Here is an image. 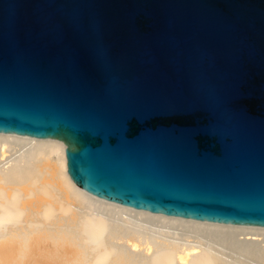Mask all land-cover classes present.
Returning a JSON list of instances; mask_svg holds the SVG:
<instances>
[{"label":"water","instance_id":"water-1","mask_svg":"<svg viewBox=\"0 0 264 264\" xmlns=\"http://www.w3.org/2000/svg\"><path fill=\"white\" fill-rule=\"evenodd\" d=\"M0 132L98 198L264 227V0H0Z\"/></svg>","mask_w":264,"mask_h":264},{"label":"bare ground","instance_id":"bare-ground-1","mask_svg":"<svg viewBox=\"0 0 264 264\" xmlns=\"http://www.w3.org/2000/svg\"><path fill=\"white\" fill-rule=\"evenodd\" d=\"M0 264H264V227L98 198L70 178L62 142L0 132Z\"/></svg>","mask_w":264,"mask_h":264}]
</instances>
